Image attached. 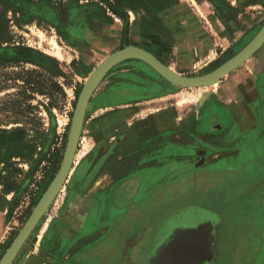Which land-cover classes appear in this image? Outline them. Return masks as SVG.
<instances>
[{
    "label": "rangeland",
    "instance_id": "1",
    "mask_svg": "<svg viewBox=\"0 0 264 264\" xmlns=\"http://www.w3.org/2000/svg\"><path fill=\"white\" fill-rule=\"evenodd\" d=\"M69 4V0L58 3L59 11L65 10ZM88 5L90 4L80 2L70 9L66 18H63L53 8L45 7L38 2L6 0V5L0 3V16L6 20L8 26L6 31L8 37L0 42V45L8 47L16 44L29 49L32 52L28 53L29 59L21 61L26 68L44 70L61 83L64 81L74 83L71 84L72 87H65L67 97L59 98L57 108L49 110L48 99L42 96L31 101L32 105L39 107L35 114L41 118L42 128L29 130L21 143L7 145L0 149V194L9 197L12 211L15 213H13L14 219L10 234L0 247V260L60 169L78 101L74 91L75 83L81 84L83 89L89 75L99 66L100 59L104 57L102 54L104 52L93 54V61L82 63L80 53L76 48L78 42L82 40L78 39L83 38L85 33L93 28L91 27V24H94L91 23L92 18L96 16V18H100L99 15L103 13L102 8L95 5L92 6L93 13H99V15L91 16ZM135 9L129 7L128 12L131 14L133 11H140L144 14L142 26L145 29L148 31L163 30L153 16L156 14V9L149 7V12L139 6H136ZM200 18L207 27L206 21L201 16ZM242 19L244 22L240 40L227 51L221 52V58L214 64L186 76L207 75L237 55L248 40L258 34L264 26V10L248 11L245 17L242 16ZM165 34L167 35L166 32ZM214 40L215 43L218 42L216 37ZM1 56L0 60L3 57ZM73 65L77 66L76 69L79 66L78 71L73 69ZM131 65H127L125 69H129L127 67ZM123 69L124 67L115 74H108V77L100 84V90L121 83L119 78H123L121 75ZM120 71L121 73H119ZM13 72L11 68L0 70V130L6 129L8 134L22 128V125L13 124L21 117H15L12 112L2 111L12 95L18 91V88L13 87L14 82H5V79L14 75ZM164 84L176 87V96L172 97V101L178 102L177 114L182 118V125L176 132L177 135L181 134L180 137H177L179 138L177 145H190L196 142L197 138L188 133L190 129L189 126H185V121L190 116L193 118V115L199 118L198 114L203 102L209 96L208 94L214 92L215 87L184 88L174 84ZM4 86L6 88H2ZM168 100L169 97L150 105L165 104L168 103ZM75 102L76 104H74ZM174 138L158 140L143 148H149L146 149L147 152L161 147L159 149L161 152L165 148L168 149V146L171 145L168 143ZM58 149H60V157L56 159L55 152ZM110 149L111 147L106 148L107 151ZM157 153L155 152L154 155ZM159 158L160 161L166 160L160 153V156L146 159V162ZM191 158L178 157L179 167L176 174L168 180V176L158 173L162 170H156V172L153 170V172L145 169L140 171L138 174L145 183H141L138 192H136L137 182L131 181L128 190L130 207L127 218L123 223H115L113 226V228L119 226L116 227L117 230L122 229L123 242L118 247L112 245V248L109 249L110 253L104 259L106 263L134 264L131 259V251L140 245L143 247L140 255L144 256L143 263L146 264L151 250L159 246L177 226L196 225L204 220L200 217L192 221L176 220L169 227H165L162 226V222L159 223V219L162 216L165 218L176 209L197 206L221 217V222L217 227L214 264H264V230H261L264 228V151L254 159L245 158V167L242 171L230 174L204 172L200 169L201 161L191 160ZM78 160L73 166L65 186L30 235L31 240L35 239L36 242L41 239V236H44L45 232L53 230L51 226L57 223L63 214L75 215L76 213L87 215L90 220L95 219L96 208H83L84 202L88 199L95 200L106 191L108 194L109 188L120 177L122 169L133 167L138 161L136 156L129 160L123 159L124 161L119 158H106L103 161V164H106L104 165L105 169L99 176L87 175L85 179H81L82 171L78 170L81 164H87V159L80 157ZM185 164L189 167H186ZM212 170L216 171L217 169L213 168ZM95 178L97 181L94 180ZM162 178H164L163 181H167L161 183V186L155 185L153 193L151 184L159 183ZM89 183H94V186L89 188ZM119 195L116 193L117 200ZM84 209H86L85 213ZM149 230L155 231L148 239L146 233ZM89 261L91 260L86 258L85 262Z\"/></svg>",
    "mask_w": 264,
    "mask_h": 264
},
{
    "label": "crops",
    "instance_id": "2",
    "mask_svg": "<svg viewBox=\"0 0 264 264\" xmlns=\"http://www.w3.org/2000/svg\"><path fill=\"white\" fill-rule=\"evenodd\" d=\"M251 10H264V0H180L158 14L167 35L159 30H144V14L133 11L128 46L152 53L166 66L186 76L214 64L223 52L240 40L242 16ZM91 27V31L78 39L82 40L76 46L82 63L93 61V54L104 52L102 62L121 49L123 25L119 19L111 24L96 22ZM130 64L129 69H125ZM76 67L73 65L78 71L79 66ZM123 67V78H119L121 83L102 90L99 86L96 90L86 114L74 165L80 157L87 159V164H81L78 170L82 171L80 178L85 179L87 175L99 176L105 169L103 161L106 158L123 161L136 156L137 163L122 169L113 185L119 181H136L138 192L141 183H145L138 173L147 166V170L153 171L167 162L162 160L157 164L158 160L146 162V159L160 156V153L166 158L174 149L170 145V150L165 148L160 152L161 147H158L154 149L156 151L146 152L147 148L143 147L172 137L174 140L168 144L177 143L181 134L176 132L182 125V118L177 114L178 102L172 101L176 87L164 84L171 82L138 59L124 61L108 74H115ZM216 85L214 92L208 94L211 96L203 102L199 118L193 115L185 121V126L190 129L188 133L200 139L194 142L199 143V155L193 154L194 144L191 143L175 149V157L189 159L197 156L201 161L200 169L208 173H238L245 167V158L254 159L264 151V44L240 68ZM168 97V103L150 105ZM108 147H111L109 151L106 150ZM155 152L158 153L154 155ZM163 180L157 184L153 182L151 190L154 192V186H161ZM94 183H89L88 187L92 188ZM94 201L100 204L99 200ZM90 206L91 199H88L83 208ZM13 213L9 197L0 194V247L10 234ZM108 225L106 217L90 220L87 215L63 214L51 226L53 230L45 232L40 240L35 242L29 237L13 264H112L104 260L110 253L113 240L116 241L106 242ZM86 258L91 261L85 262Z\"/></svg>",
    "mask_w": 264,
    "mask_h": 264
},
{
    "label": "water",
    "instance_id": "3",
    "mask_svg": "<svg viewBox=\"0 0 264 264\" xmlns=\"http://www.w3.org/2000/svg\"><path fill=\"white\" fill-rule=\"evenodd\" d=\"M263 44L264 26L255 38L237 55L211 73L194 77L184 76L175 72L152 53L136 46L125 47L105 58L88 77L79 95L68 135L65 154L57 175L23 228L3 255L0 264H13L19 251L68 181L73 170L90 102L104 78L115 66L127 60L138 59L150 65L164 79L175 86L184 88H205L216 85L223 77L238 69L251 58ZM199 217L204 220L196 225L177 226L159 246L151 250L146 264H214L217 227L221 222V217L218 214L197 206H186L174 210L165 218L162 216L161 219H159V223L162 222V226L169 227V225L176 220L192 221ZM154 231L155 230L147 231L146 237H148V239L151 238L150 235ZM142 248L143 247L138 245L131 251V259L134 264H144V256L140 255Z\"/></svg>",
    "mask_w": 264,
    "mask_h": 264
},
{
    "label": "trees",
    "instance_id": "4",
    "mask_svg": "<svg viewBox=\"0 0 264 264\" xmlns=\"http://www.w3.org/2000/svg\"><path fill=\"white\" fill-rule=\"evenodd\" d=\"M34 3H42L45 7L53 8V10L61 17L66 18L71 8H74L80 2H85L91 11V16L99 15V13H93L92 6L98 5L102 8L103 13L100 14V18L93 17V22H103L111 24L116 19H119L123 25V38L121 49L130 45V30H131V17L128 12V8L136 10V6L144 8L149 12V7L156 9L155 19L162 26L164 35L165 28L158 18V14L162 11L174 6L179 0H69L70 4L63 11H59L58 3L63 0H28ZM0 3L6 5V0H0ZM111 14L112 16H108ZM150 14V13H149ZM94 23V24H95ZM7 22L0 16V42H3L7 36ZM144 30L145 27H143ZM31 51L20 45L12 44L8 47L0 45V70L11 68L14 75L5 79V82H14V88H18V91L14 93L11 99L7 102L5 108L2 111L6 113H13L15 117H21L20 120H16L13 124L22 125V128H18L15 132L8 134L6 129L0 130V149L4 146L11 144H19L26 137L29 130H38L42 128L41 118L35 112L38 110V106L32 105L30 102L35 100L38 96H42L48 99V108L52 110L58 107L59 98H66L67 92L65 87L71 86L73 82L64 81L63 83L56 80L48 72L37 68H26L21 63L24 59H29L28 53ZM32 53V52H31ZM72 84V85H71ZM2 88H6L5 86ZM76 98L82 91L81 84L75 83ZM76 104V102L74 103ZM1 127V125H0ZM67 137V136H66ZM58 149L55 152V157L58 159Z\"/></svg>",
    "mask_w": 264,
    "mask_h": 264
},
{
    "label": "flooded vegetation",
    "instance_id": "5",
    "mask_svg": "<svg viewBox=\"0 0 264 264\" xmlns=\"http://www.w3.org/2000/svg\"><path fill=\"white\" fill-rule=\"evenodd\" d=\"M194 137L197 138L196 141H200L198 136L194 135ZM171 147L174 149L171 150L172 152L170 154L167 153L169 156L167 155V157H166V161H167L166 164L165 165L163 164V166L160 165L161 167L154 169L155 172H156V170H159V171L162 170L161 172H158L159 174H163L165 176L168 175L167 180L169 178H171V176L174 177V174H176V170L179 167V164L177 162L178 157H175V156H177V153L175 154V149L176 150L181 149V146H178L177 143H171ZM148 149L149 148H147V150ZM197 150H199V145L194 144V146H193V154L194 155H199V151H197ZM129 159H130V157L128 159L125 158V160H129ZM191 160L198 161L200 159H199V157L194 156L193 158H191ZM155 161H157L156 162L157 164H160L159 159H155ZM188 164H190V163H188ZM186 167H189V165H186ZM145 169L147 170L148 166L145 167ZM204 172H206V171H204ZM166 181H164V182H166ZM130 183H131V180H125V181L117 182L115 185H113L111 187L112 189H110L108 194H106L107 193V191H106L105 194L99 195V198H97V200L100 201V204L96 203L94 200H91V206L90 207H92V209L96 208L94 218L99 217V216L108 218L109 229H108V235L105 237L106 242H109L111 239H116V241L114 240L115 242L112 243V245L114 244V246H117V247L119 246L120 243L123 242L122 241L123 240L122 229L117 230L118 228H116V227H119V226H116L114 228H113V226L115 223H117V224H121V222L123 223L125 221V219L127 218L129 207H130V204L128 201V199H129L128 190L130 187ZM116 193L120 194L118 200L115 198ZM153 198H154V195L152 196V199ZM120 228H121V225H120Z\"/></svg>",
    "mask_w": 264,
    "mask_h": 264
},
{
    "label": "bare ground",
    "instance_id": "6",
    "mask_svg": "<svg viewBox=\"0 0 264 264\" xmlns=\"http://www.w3.org/2000/svg\"><path fill=\"white\" fill-rule=\"evenodd\" d=\"M242 65H243V64H242ZM239 68H240V67H239ZM91 74H92V73H91ZM91 74H90V75H91ZM90 75H89V76H90ZM202 97H203V96H202Z\"/></svg>",
    "mask_w": 264,
    "mask_h": 264
}]
</instances>
